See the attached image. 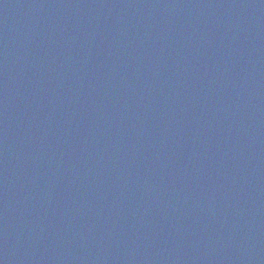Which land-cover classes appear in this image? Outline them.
Returning <instances> with one entry per match:
<instances>
[{"label":"water","instance_id":"obj_1","mask_svg":"<svg viewBox=\"0 0 264 264\" xmlns=\"http://www.w3.org/2000/svg\"><path fill=\"white\" fill-rule=\"evenodd\" d=\"M0 264H264V0H0Z\"/></svg>","mask_w":264,"mask_h":264}]
</instances>
